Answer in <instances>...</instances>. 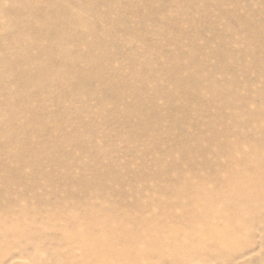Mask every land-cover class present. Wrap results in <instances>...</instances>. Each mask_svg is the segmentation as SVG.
<instances>
[{"label":"rangeland","instance_id":"374dc122","mask_svg":"<svg viewBox=\"0 0 264 264\" xmlns=\"http://www.w3.org/2000/svg\"><path fill=\"white\" fill-rule=\"evenodd\" d=\"M259 158L264 0H0V264H264Z\"/></svg>","mask_w":264,"mask_h":264},{"label":"bare ground","instance_id":"6f19581e","mask_svg":"<svg viewBox=\"0 0 264 264\" xmlns=\"http://www.w3.org/2000/svg\"><path fill=\"white\" fill-rule=\"evenodd\" d=\"M48 9V8H47ZM32 12V11H31ZM51 12V11H50ZM50 14V13H49ZM70 24V23H69ZM49 27V26H48ZM54 35V34H53ZM53 37V36H52ZM36 44V43H35ZM44 53V52H43ZM69 59V58H68ZM72 59V58H71ZM42 67V66H41ZM244 145V144H243ZM240 155V154H239ZM234 157V156H233ZM261 158H262V156H261ZM261 158H259V161H257V162H254V167H255V171L256 172H254L251 176H253V179H254V177H255V180H251V176H250V178L246 175V173L245 174H241L240 175V173L241 172H239V174L237 175V177H232L233 179H231L230 177V180L228 181V187H229V191L227 192L228 194H223L222 195V192H220V193H217L216 195L218 196V197H220L221 196V198H222V202H223V206L224 207H226V206H228L229 204H231L232 202H234V201H236V200H240V199H243V200H245L248 204H250V205H253L254 204V206L256 207L257 205V203H260V202H263L264 201V169H263V167H264V159H261ZM237 161V160H236ZM217 170V169H216ZM243 172V171H242ZM245 172V171H244ZM243 172V173H244ZM178 173V172H177ZM179 176V175H178ZM233 176V175H232ZM218 177V176H217ZM181 178V177H180ZM228 178V179H229ZM213 180V179H212ZM187 184V183H186ZM227 184V183H226ZM183 185V184H182ZM241 186V187H240ZM176 187V186H175ZM203 187V186H202ZM180 188V187H179ZM175 189V188H174ZM180 190V189H179ZM202 190H203V188H202ZM189 191V190H188ZM199 191V190H198ZM206 190H204V192L202 191H200L199 192V196H200V198L198 197V200H202V199H206L207 198V196L208 197H210V198H212L211 196L213 195V194H211V193H209L208 192V194H207V192H205ZM177 192H180V191H177ZM190 192H191V189H190ZM194 193V192H193ZM198 193V192H197ZM196 193V194H197ZM178 194V193H177ZM192 194V193H191ZM190 194V195H191ZM179 196H181V197H188L187 196V193H186V191L185 190H182L181 192H180V194L177 196V197H179ZM193 198H196V196H193ZM179 199V198H178ZM177 199V200H178ZM195 200H197V199H195ZM195 200H192V203H191V205H189V206H191V208H193L192 207V204H194V202H195ZM207 200H209L208 198H207ZM207 200H205V202H206V204H207V202H211V201H207ZM212 200V203H210V205H209V209L208 208H206L205 207V203L204 204H201V203H199V201H198V203H196L195 202V204H196V206H198L199 207V212H200V214H204L207 210H211V208H214V207H210L212 204H213V202L214 201H216V200H213V199H211ZM185 201V200H184ZM181 202V201H180ZM186 203H187V201H185ZM171 203V202H170ZM208 203V204H209ZM215 203V202H214ZM190 204V203H189ZM198 204V205H197ZM176 205V204H175ZM174 205V206H175ZM182 205V204H181ZM187 205V204H186ZM201 205V206H200ZM203 205H204V207H203ZM179 206V205H178ZM185 206V205H184ZM188 206V205H187ZM207 206V205H206ZM212 206H214V204L212 205ZM259 206V205H258ZM175 208V207H174ZM176 209V208H175ZM189 212V211H188ZM192 212V211H191ZM222 214V213H221ZM174 215V214H173ZM210 216L211 215H209V217L208 218H210ZM10 218V217H9ZM205 218V217H204ZM184 219V218H183ZM114 225V224H113ZM140 225V224H139ZM148 227H149V225H148ZM151 228V227H150ZM152 228H153V225H152ZM155 228V227H154ZM148 229V228H147ZM155 231V230H154ZM179 230L177 229V231L176 232H178ZM137 232V231H136ZM146 232V231H145ZM148 232V231H147ZM210 232V231H209ZM130 234V233H129ZM132 234V233H131ZM148 234V233H147ZM137 235V234H136ZM108 236H109V234H108ZM148 237V236H147ZM132 238V237H131ZM146 238V237H145ZM156 238H158L157 236L155 237V240L156 241H158L159 240V238L158 239H156ZM163 240V239H162ZM115 241H116V239H115ZM126 241V240H125ZM148 241V240H147ZM154 241V240H153ZM118 242H119V240H118ZM151 242V241H150ZM125 243V242H124ZM141 242H139V244H140ZM83 244H85V243H83ZM82 244V245H83ZM128 244V245H127ZM125 246H124V248H122L121 247V249H125L126 247H128V248H130L129 246H130V242L128 241V243H127ZM133 245H134V242L132 243ZM136 244H138V243H136ZM135 244V245H136ZM139 244H138V246H139ZM142 244V243H141ZM134 245V246H135ZM157 245V243H155V246ZM161 245H162V243H161ZM86 246H88V245H86ZM113 247H114V245H112ZM132 246V245H131ZM85 247V246H84ZM108 247H109V249H108ZM107 248H105L104 247V252H105V250H106V252H108L109 251V253H111L112 255H113V252H114V249L111 247V246H108ZM133 247V246H132ZM140 247V249H142L141 247L142 246H139ZM138 247V248H139ZM138 248L136 249V248H134V249H136L137 251H138ZM83 249V248H82ZM87 249V248H86ZM150 249H153L152 248V246L151 247H149L148 248V250H150ZM97 250V249H96ZM113 250V251H112ZM126 250H128L127 248H126ZM131 250H133V248L131 249ZM147 250V249H146ZM103 251H102V253H103ZM111 251V252H110ZM116 251H120V250H118V248H117V250ZM123 251V250H122ZM129 251V250H128ZM128 251L126 252V253H128ZM97 252V251H96ZM124 252V251H123ZM121 253V251L119 252L120 254H124V253ZM115 253V252H114ZM118 253V256L117 255H115L116 257V259L115 260H113L112 259V257L110 256V255H107V257L108 256H110L111 257V259H109V257L106 259L107 261H110V260H112V261H110V262H113V261H115V262H117L118 264L120 263V264H122L121 262H123V256L124 255H121L120 257H119V254ZM134 253V252H133ZM137 253V252H136ZM144 253V252H143ZM104 254V253H103ZM107 254V253H106ZM116 254H117V252H116ZM146 254V253H145ZM138 255V254H137ZM136 255V257L138 258V256ZM141 255V254H140ZM139 255V256H140ZM106 256V255H105ZM143 256V255H142ZM132 257V256H131ZM136 257H134V255H133V258H135V259H132V260H137V258ZM106 258V257H105ZM140 258H141V256H140ZM139 259V258H138ZM105 260V261H106ZM132 260H129V263L132 261ZM140 260V259H139ZM147 260H149V259H147ZM104 261V262H105ZM138 261V260H137ZM144 261V260H143ZM126 262V261H125ZM140 262H142V261H140ZM116 263V264H117ZM124 263V262H123ZM133 263H135L134 261L133 262H131L130 264H133ZM137 263V262H136ZM137 264H139V263H137Z\"/></svg>","mask_w":264,"mask_h":264}]
</instances>
